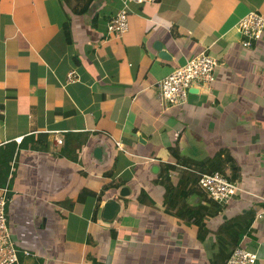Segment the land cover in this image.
I'll use <instances>...</instances> for the list:
<instances>
[{
	"label": "crops",
	"instance_id": "crops-1",
	"mask_svg": "<svg viewBox=\"0 0 264 264\" xmlns=\"http://www.w3.org/2000/svg\"><path fill=\"white\" fill-rule=\"evenodd\" d=\"M85 5L0 0V187L30 254L17 264H223L236 246L264 264V29L250 49L233 31L249 12L264 17V0ZM120 10L126 30L109 36ZM200 52L216 61L210 89L194 85L179 106L160 98L158 82ZM196 121L221 140L210 157ZM211 158L248 193L205 196L192 164ZM109 199L118 207L104 219Z\"/></svg>",
	"mask_w": 264,
	"mask_h": 264
},
{
	"label": "built area",
	"instance_id": "built-area-1",
	"mask_svg": "<svg viewBox=\"0 0 264 264\" xmlns=\"http://www.w3.org/2000/svg\"><path fill=\"white\" fill-rule=\"evenodd\" d=\"M137 4L151 0H126ZM106 33L117 37L126 30V12L120 10L106 22ZM264 29V17L257 12H249L240 18L233 27L238 36V43L242 48L250 49L262 36ZM216 61L213 56L206 52H200L187 59L183 65L178 66L158 82V95L165 101L174 105H181L186 100L187 90L194 85L204 86L210 89L213 81L212 74L215 70ZM68 73V78H71ZM209 87V88H207ZM56 144L61 143V138L55 137ZM187 171L190 168L182 167ZM197 186L213 201L226 204L236 193H248L239 187L234 181L227 179L218 171L198 172ZM174 173H169L171 177ZM7 186L0 187V264H17L19 253L29 256L26 250H18L10 229L6 225V204L9 201ZM259 200L264 201L261 197ZM255 217L261 219L262 213L258 212ZM256 254L243 247L236 246L227 256L223 264H254Z\"/></svg>",
	"mask_w": 264,
	"mask_h": 264
},
{
	"label": "rangeland",
	"instance_id": "rangeland-1",
	"mask_svg": "<svg viewBox=\"0 0 264 264\" xmlns=\"http://www.w3.org/2000/svg\"><path fill=\"white\" fill-rule=\"evenodd\" d=\"M206 89V88H205ZM207 91V90H206ZM189 97H197L199 96L198 94H188ZM198 122L199 121H196L195 122V125H194V128L195 129H192L194 131V136L201 142V146H202V149L200 150L201 153H204V155L206 156H209L210 155L212 156L213 153H215V151L218 149V145H217V142L221 141L219 139V136L216 134V132L213 131V127L211 126L210 128L212 129H209V130H206V131H201L199 130L200 128L198 127ZM191 142H192V139H191ZM200 142H196V144H200ZM204 142V143H202ZM225 143L227 141H224ZM207 143L209 144V147H207L205 149V147L207 146ZM225 152V151H224ZM226 153V152H225ZM232 153L235 154L236 158H237V161L239 162V164L243 162V160L245 162H248V160L242 158L241 160V155H240V150L238 151H233ZM240 155V156H238ZM243 157V156H242ZM164 172V170H163ZM202 193L206 196V194L202 191ZM262 198V197H261ZM264 199V197L262 198ZM262 201V200H261ZM17 246V245H16Z\"/></svg>",
	"mask_w": 264,
	"mask_h": 264
},
{
	"label": "trees",
	"instance_id": "trees-1",
	"mask_svg": "<svg viewBox=\"0 0 264 264\" xmlns=\"http://www.w3.org/2000/svg\"><path fill=\"white\" fill-rule=\"evenodd\" d=\"M90 1H91V0H85V4L87 5V3H89ZM62 3H63V0H62ZM86 5L83 6V8H82L81 10L79 9L78 13L83 12V11L87 8ZM170 151H171L172 154L174 153V155L177 154L175 148H174V149H171ZM226 158L229 159L228 156H227ZM215 159H216V158H213V159L211 158V159L208 160L207 163H204V162H194L192 165H193L194 167L200 169L201 172H211V171H218V170L220 171V169H221V164H220L219 160L216 161ZM175 160L178 161L179 163H181V164L187 166V167L190 166V164H188L186 160L184 161L183 159H178V158H176ZM216 169H217V170H216ZM185 173H186V172H185ZM182 175H183V173H182ZM187 182H189V179H188L187 177H182V178H181L182 186L184 185V183H187ZM190 182H192V183L194 184L195 179H194V180H190ZM195 212H197V211H195ZM201 213H202V212H201ZM195 216H196V215H195ZM201 216H202V215H201ZM197 221H198V218H197ZM228 255H229V254H228ZM225 260H226V259H225ZM223 263H224V262H223Z\"/></svg>",
	"mask_w": 264,
	"mask_h": 264
},
{
	"label": "water",
	"instance_id": "water-1",
	"mask_svg": "<svg viewBox=\"0 0 264 264\" xmlns=\"http://www.w3.org/2000/svg\"><path fill=\"white\" fill-rule=\"evenodd\" d=\"M153 48L157 51V56L160 58H168V54L166 52H164L161 48V45L158 42H155L153 45ZM188 93H192L194 92L191 87L188 88L187 90ZM94 155L95 156H99V150L98 148L94 149ZM118 204L114 201V200H107L101 210H100V215L102 218L104 219H110L113 214L115 213V211L117 210Z\"/></svg>",
	"mask_w": 264,
	"mask_h": 264
},
{
	"label": "clouds",
	"instance_id": "clouds-1",
	"mask_svg": "<svg viewBox=\"0 0 264 264\" xmlns=\"http://www.w3.org/2000/svg\"><path fill=\"white\" fill-rule=\"evenodd\" d=\"M207 53V52H206Z\"/></svg>",
	"mask_w": 264,
	"mask_h": 264
}]
</instances>
